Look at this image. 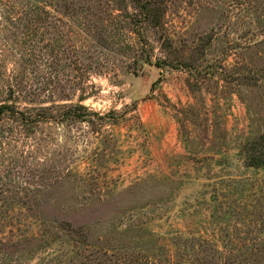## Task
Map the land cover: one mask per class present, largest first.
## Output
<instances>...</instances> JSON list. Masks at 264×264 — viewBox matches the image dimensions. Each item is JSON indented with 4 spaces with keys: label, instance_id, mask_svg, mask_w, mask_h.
Instances as JSON below:
<instances>
[{
    "label": "rangeland",
    "instance_id": "obj_1",
    "mask_svg": "<svg viewBox=\"0 0 264 264\" xmlns=\"http://www.w3.org/2000/svg\"><path fill=\"white\" fill-rule=\"evenodd\" d=\"M89 4L109 46L74 27L86 65L37 52L60 62L64 92L33 77L0 20V92L20 74V107L54 116L0 144V264H177L180 235L264 240V138L251 145L264 136V0H153L143 16ZM80 89L87 121H57Z\"/></svg>",
    "mask_w": 264,
    "mask_h": 264
},
{
    "label": "trees",
    "instance_id": "obj_2",
    "mask_svg": "<svg viewBox=\"0 0 264 264\" xmlns=\"http://www.w3.org/2000/svg\"><path fill=\"white\" fill-rule=\"evenodd\" d=\"M91 0H0V20L7 25V32L12 33L17 40V44H11L13 50L19 52L23 48L29 55L28 64L32 67L34 78L44 76L43 80L49 85H55L56 89L61 88L65 70L61 68L60 62H46V59L39 60L37 52L47 53L48 56H57L59 60L65 58L67 69H79L81 59L77 52L71 48V38L67 33L72 28H76L80 33L85 35L89 40V45L96 48H104L110 45L109 38L112 30L108 28L101 20V17L91 6ZM112 5L117 6L122 11V6L127 3H135L136 7L141 10V15L151 13L153 0H110ZM156 1H154L155 3ZM138 23L141 20H132ZM72 26L71 28H69ZM71 29V30H70ZM11 34V35H12ZM11 46V47H12ZM25 55V54H23ZM27 55V54H26ZM41 57V56H40ZM41 61L42 65H39ZM45 66L47 70H42ZM89 67L86 66L85 69ZM51 71L50 75L46 72ZM18 80L9 84L6 92H0L1 95L6 94L4 100L0 101V144L5 143V137L8 132L19 128L26 133H34L42 122H49L54 119L51 109L48 108H21L19 99L21 95L26 93L25 86L22 85V76H16ZM48 77V78H47ZM39 78V79H42ZM38 79V80H39ZM58 85V86H57ZM65 90L63 89V92ZM79 91L82 92V89ZM31 96V95H30ZM54 96V95H52ZM69 97V96H67ZM87 99L83 92L75 105H62L57 116V121H87L89 109L82 103ZM264 136L257 137L252 146L257 144ZM259 147V146H258ZM258 149V148H256ZM256 152V151H254ZM253 166L259 167L258 164ZM38 219L45 220L44 216L39 212L36 214ZM71 228L66 230L68 237L74 243L83 244V240H88L89 234L83 226H74L68 224ZM48 234L53 236L51 229ZM47 237V236H46ZM49 238V237H47ZM221 238L224 244H220L215 238H204L196 234L180 235L175 238L176 248L175 261L181 264V260L188 262H196V264H264V240L261 242L256 240L252 243L244 242L234 244L231 240L225 242L223 235ZM50 239V238H49ZM229 243V244H228Z\"/></svg>",
    "mask_w": 264,
    "mask_h": 264
}]
</instances>
